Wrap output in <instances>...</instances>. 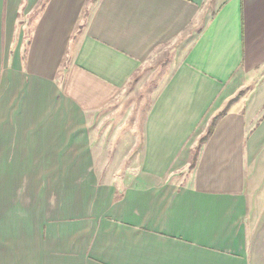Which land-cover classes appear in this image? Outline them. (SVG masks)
I'll use <instances>...</instances> for the list:
<instances>
[{
	"label": "crops",
	"instance_id": "1",
	"mask_svg": "<svg viewBox=\"0 0 264 264\" xmlns=\"http://www.w3.org/2000/svg\"><path fill=\"white\" fill-rule=\"evenodd\" d=\"M11 33L0 264H264V0H0ZM150 76L139 167L102 181Z\"/></svg>",
	"mask_w": 264,
	"mask_h": 264
},
{
	"label": "rangeland",
	"instance_id": "2",
	"mask_svg": "<svg viewBox=\"0 0 264 264\" xmlns=\"http://www.w3.org/2000/svg\"><path fill=\"white\" fill-rule=\"evenodd\" d=\"M43 3L39 4V10ZM27 8L25 7L20 14L18 15V24L19 28L24 27V24L21 23H27L26 26L24 27V35L26 36L29 34L31 25L34 21L35 16L37 15V12L33 14V16H29V12H26ZM35 9V8H34ZM19 43L20 41L17 39L16 35L14 34H2L0 35V130L4 128V126H10L13 123L14 117H16V73L13 70H16V43ZM163 60H160L157 63V65L153 67L146 68V70L142 73L145 75V73H149L152 68L155 69L158 68V63L162 62ZM15 65L13 68L12 66ZM143 78L140 77V79ZM139 79V80H140ZM156 81H151V76L149 78V81H142L140 82L136 87V93L134 92L132 99H126L124 101V112L128 113L130 109V105L133 104V110H132V115L127 118L126 126L127 128V133L125 134V131H121L119 135H117L115 141L112 142L111 144V139L112 135H109L107 133L104 141H96V143L101 146V150H99V154L101 155V160L100 162L94 164V168L102 173L105 172V174H101V179L103 181V177L105 181H107L109 172H111V175L113 172H119L118 173V180H121L122 175L124 172L128 170H133L139 167V153L141 144H142V137H141V130H138V136H132L130 132H128L131 127L135 129L138 125V129H140L143 123L144 119V114L146 112V108L149 105L150 102V93L151 91L156 87ZM136 83H132L130 85L131 89L134 88ZM143 90H147L146 93H143ZM142 101V103H141ZM126 107V108H125ZM121 119V118H120ZM118 118L115 120V122L120 121ZM210 129V128H208ZM206 129L205 131L208 133L209 130ZM3 134V132H2ZM125 134V138H133L132 141L129 139H126V145L119 146L118 144L122 141L123 136ZM205 134V132H204ZM201 135V132H200ZM198 137V136H197ZM114 145H118L115 147ZM127 159V162L125 161L123 163V160ZM52 171V167L49 169ZM49 170H45L49 173ZM40 170H36L35 168L32 170V175L37 176L39 175ZM41 173V172H40ZM51 173V172H50ZM106 173L108 175H106ZM30 174H27L25 177L24 181H20L17 183L20 186H27L29 183L32 184L36 180L38 181L39 179L29 177ZM106 175V176H105ZM53 174H51V177ZM51 180V179H50Z\"/></svg>",
	"mask_w": 264,
	"mask_h": 264
},
{
	"label": "trees",
	"instance_id": "3",
	"mask_svg": "<svg viewBox=\"0 0 264 264\" xmlns=\"http://www.w3.org/2000/svg\"><path fill=\"white\" fill-rule=\"evenodd\" d=\"M224 113L220 114V116H223ZM218 117L214 120L213 124L211 125L210 129H209V132H208V135H210L214 129V126H215V123L217 121Z\"/></svg>",
	"mask_w": 264,
	"mask_h": 264
}]
</instances>
